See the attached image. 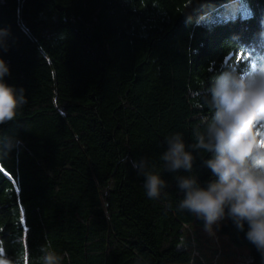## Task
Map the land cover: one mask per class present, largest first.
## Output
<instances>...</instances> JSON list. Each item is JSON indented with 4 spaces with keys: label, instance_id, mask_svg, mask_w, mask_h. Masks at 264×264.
Returning <instances> with one entry per match:
<instances>
[{
    "label": "trees",
    "instance_id": "trees-1",
    "mask_svg": "<svg viewBox=\"0 0 264 264\" xmlns=\"http://www.w3.org/2000/svg\"><path fill=\"white\" fill-rule=\"evenodd\" d=\"M233 1L0 0L4 79L28 101L0 125V258L43 264L50 243L61 264H219L223 249L207 261L194 229L204 221L179 209L175 178L214 179L212 153L189 147L213 115L211 87L264 69V0L201 22ZM176 133L191 172L160 159ZM141 158L168 184L158 200L132 167ZM212 226L249 248V261L228 264H264L247 224L226 210Z\"/></svg>",
    "mask_w": 264,
    "mask_h": 264
},
{
    "label": "clouds",
    "instance_id": "clouds-1",
    "mask_svg": "<svg viewBox=\"0 0 264 264\" xmlns=\"http://www.w3.org/2000/svg\"><path fill=\"white\" fill-rule=\"evenodd\" d=\"M7 29L0 28V47ZM9 66L0 58V125L13 121L28 103L23 88L5 82ZM210 121L204 131H197L195 144L189 147L212 153L204 161L214 178L201 187L194 175L176 176L177 188L183 193L179 209L187 210L211 226L227 210L237 229L264 255V69L248 75H222L211 87ZM166 151L160 159L167 171L191 172L194 156L186 150L182 134L166 138ZM138 175L144 176V189L151 200H158L167 182L152 170L146 158L132 161ZM43 264H61L63 257L50 243L41 248ZM66 255V253H65ZM0 264H9L0 258Z\"/></svg>",
    "mask_w": 264,
    "mask_h": 264
},
{
    "label": "rangeland",
    "instance_id": "rangeland-1",
    "mask_svg": "<svg viewBox=\"0 0 264 264\" xmlns=\"http://www.w3.org/2000/svg\"><path fill=\"white\" fill-rule=\"evenodd\" d=\"M252 9L248 4V0H235L229 4L219 6L209 12L201 19L205 25H209L214 21L232 18L236 16H247ZM198 231L199 240L203 242V251L205 258L210 262V258L214 252L215 247L223 249V255L219 259V264H228L234 261L247 262L251 259L249 248L246 245H233L228 243V240L222 239L218 230L211 226V231H207L205 227H194ZM208 240L211 245L208 244Z\"/></svg>",
    "mask_w": 264,
    "mask_h": 264
},
{
    "label": "water",
    "instance_id": "water-1",
    "mask_svg": "<svg viewBox=\"0 0 264 264\" xmlns=\"http://www.w3.org/2000/svg\"><path fill=\"white\" fill-rule=\"evenodd\" d=\"M7 175L10 177V175L7 173Z\"/></svg>",
    "mask_w": 264,
    "mask_h": 264
}]
</instances>
